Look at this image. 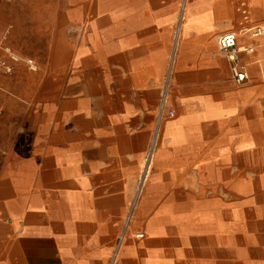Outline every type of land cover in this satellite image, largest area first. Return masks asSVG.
Listing matches in <instances>:
<instances>
[{
  "label": "crops",
  "instance_id": "0c3cea01",
  "mask_svg": "<svg viewBox=\"0 0 264 264\" xmlns=\"http://www.w3.org/2000/svg\"><path fill=\"white\" fill-rule=\"evenodd\" d=\"M180 7L0 0V264H264V173L226 220L216 199L232 160L264 167V37L238 35L244 84L218 44L264 24V0ZM171 73L176 115L131 213Z\"/></svg>",
  "mask_w": 264,
  "mask_h": 264
},
{
  "label": "built area",
  "instance_id": "2783aa9c",
  "mask_svg": "<svg viewBox=\"0 0 264 264\" xmlns=\"http://www.w3.org/2000/svg\"><path fill=\"white\" fill-rule=\"evenodd\" d=\"M247 34L252 38H261L264 37V24H258L253 27H251ZM218 44L220 50L226 54L228 59L231 61V74L232 79L237 84H244L249 79V73L244 67V65L240 61V54L241 53H252L254 51V47L247 45L244 49L240 48L238 45V36L235 33H228L221 35L218 38ZM10 57L14 61H19L21 57L18 54L15 53H9ZM28 64L30 67L34 70L37 69L36 64L33 62V60H28ZM0 69H4L6 72H12V67L7 61V59L0 57ZM173 81V74L171 73L170 76L167 78V82L162 89L161 94V104H160V111H159V131H158V137L160 136V128L162 126V122L165 118H174L176 115V112L170 108L169 106V100H170V86ZM158 146V138L156 139V143H153V145L149 149V153L145 160L144 169L142 172V175L140 177V183H141V192L143 189L144 184L147 182L151 166L154 161V155L157 150ZM136 205L133 206L134 209L132 210V213L136 209ZM136 237L139 239H142L145 237V233L140 231L136 234Z\"/></svg>",
  "mask_w": 264,
  "mask_h": 264
},
{
  "label": "rangeland",
  "instance_id": "374dc122",
  "mask_svg": "<svg viewBox=\"0 0 264 264\" xmlns=\"http://www.w3.org/2000/svg\"><path fill=\"white\" fill-rule=\"evenodd\" d=\"M191 1L192 0H180V3H181L180 14L181 15H185L187 13V10H188V7H189ZM244 34H247V33H244ZM164 120L166 121V120H170V119L167 117ZM164 120H163V122H164ZM162 127L163 126H161V128H160V133H159L160 136L158 137L157 134H158V131H159V126L157 124V128H156V132H155L153 141H152V143L150 144V146L148 148L146 157H147V155L149 153L150 147L153 145V143H156V139L158 138V146H157V150H156L155 155H154V161H153V164L151 166L150 175H149V178H148L147 182L143 186L142 192H141V188H140L141 187L140 177H141L143 169H144L145 161H144V164H143V166L141 168L139 179L137 180V183L135 185L134 197H133L132 202H131V213H132V210L134 209L133 206H135V204H137L136 205V208H137L139 202H141V200L143 199V197H144V195L146 193V189H147L149 183L151 182L152 177H153V175H154V173L156 171V168H157V163L156 162H157V159H158L159 148H160V144H161V140H162V136H163V128ZM146 157H145V160H146ZM228 168H231V196L230 197L228 196L227 191L222 186L219 188L218 195L216 196L217 197L216 199L220 202V217H221V220H226L227 219V210H226L227 206L226 205L228 204V201L231 200V207H232V205L235 204V202L238 201V198L235 197L233 195V193H232V190L234 189V186L242 183L244 181V179L247 178V177H250L251 179L255 180V177L257 175H259L261 173H264V167H259V166H254V165H250V166L249 165H243L238 160H232L231 167H222L223 170H226ZM226 176H227V172H224V177H226ZM208 195H210V194L208 193ZM131 213L128 215L127 221L129 220L131 215H133ZM226 259H225V261H221V262H218V263L209 262V263H204V264H231V262L227 263Z\"/></svg>",
  "mask_w": 264,
  "mask_h": 264
},
{
  "label": "bare ground",
  "instance_id": "6f19581e",
  "mask_svg": "<svg viewBox=\"0 0 264 264\" xmlns=\"http://www.w3.org/2000/svg\"><path fill=\"white\" fill-rule=\"evenodd\" d=\"M150 22V21H149ZM251 27H248V28H245V29H243V30H241V31H239V32H235V34L238 36V35H243L244 33H247V31L250 29ZM140 40V39H139ZM138 40V41H139ZM239 45V44H238ZM239 47L240 48H242V49H244L245 47H246V45H239ZM244 186H246V185H244ZM240 190V189H239ZM245 191V190H244ZM129 249V248H128Z\"/></svg>",
  "mask_w": 264,
  "mask_h": 264
}]
</instances>
